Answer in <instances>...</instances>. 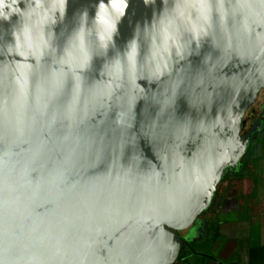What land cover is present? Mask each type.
Returning a JSON list of instances; mask_svg holds the SVG:
<instances>
[{"label": "water", "instance_id": "1", "mask_svg": "<svg viewBox=\"0 0 264 264\" xmlns=\"http://www.w3.org/2000/svg\"><path fill=\"white\" fill-rule=\"evenodd\" d=\"M263 88L264 0H3L0 264H176Z\"/></svg>", "mask_w": 264, "mask_h": 264}, {"label": "crops", "instance_id": "2", "mask_svg": "<svg viewBox=\"0 0 264 264\" xmlns=\"http://www.w3.org/2000/svg\"><path fill=\"white\" fill-rule=\"evenodd\" d=\"M227 176L180 264H264V160Z\"/></svg>", "mask_w": 264, "mask_h": 264}, {"label": "flooded vegetation", "instance_id": "3", "mask_svg": "<svg viewBox=\"0 0 264 264\" xmlns=\"http://www.w3.org/2000/svg\"><path fill=\"white\" fill-rule=\"evenodd\" d=\"M254 127H258L261 135L258 136V138L255 140V143L253 145V149L255 150L254 155L250 158L249 162H253L256 164H259L261 161L264 160V88L260 91L257 100L255 103L248 109L246 112L244 118H243V125L241 129V135L245 136L248 134ZM226 176L219 184L217 192L219 190V187L223 183V181L227 178ZM211 210V209H210ZM209 211L203 212L198 219H203V217L208 214ZM197 219V220H198ZM197 224V221H196ZM188 230H181L179 231V234L182 238H185ZM196 239V238H195ZM195 239L192 240L195 241ZM191 242V244H192ZM187 249L186 245H183L182 251L180 254L179 260L182 258V255L185 253ZM178 260V261H179Z\"/></svg>", "mask_w": 264, "mask_h": 264}, {"label": "clouds", "instance_id": "4", "mask_svg": "<svg viewBox=\"0 0 264 264\" xmlns=\"http://www.w3.org/2000/svg\"><path fill=\"white\" fill-rule=\"evenodd\" d=\"M2 5H3V0H0V6H2ZM116 7H118L120 9V11H123V3H121L120 5H116ZM102 11H104L103 6H102Z\"/></svg>", "mask_w": 264, "mask_h": 264}, {"label": "rangeland", "instance_id": "5", "mask_svg": "<svg viewBox=\"0 0 264 264\" xmlns=\"http://www.w3.org/2000/svg\"><path fill=\"white\" fill-rule=\"evenodd\" d=\"M200 221H201V219H198V220H197V224H196V226L200 223ZM176 264H180V260H179Z\"/></svg>", "mask_w": 264, "mask_h": 264}, {"label": "snow or ice", "instance_id": "6", "mask_svg": "<svg viewBox=\"0 0 264 264\" xmlns=\"http://www.w3.org/2000/svg\"><path fill=\"white\" fill-rule=\"evenodd\" d=\"M114 8H116V4L115 3H113V5H112ZM101 19H103L102 17H101Z\"/></svg>", "mask_w": 264, "mask_h": 264}]
</instances>
